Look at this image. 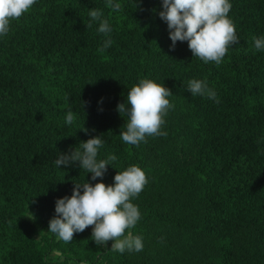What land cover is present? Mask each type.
Here are the masks:
<instances>
[{
  "label": "trees",
  "instance_id": "1",
  "mask_svg": "<svg viewBox=\"0 0 264 264\" xmlns=\"http://www.w3.org/2000/svg\"><path fill=\"white\" fill-rule=\"evenodd\" d=\"M106 3L37 0L0 36V264H264V50L252 40L264 37V0H230L239 43L220 65L193 57L186 41L172 50L162 0H114L118 13ZM141 79L170 89L174 108L167 136L126 145L128 117L117 107ZM191 79L205 81L219 103L192 96ZM97 136V159L117 157L103 179L92 181L79 162L54 165ZM131 165L148 180L132 201L141 252H112V241L98 247L91 226L67 244L48 232L74 183L112 185Z\"/></svg>",
  "mask_w": 264,
  "mask_h": 264
},
{
  "label": "clouds",
  "instance_id": "2",
  "mask_svg": "<svg viewBox=\"0 0 264 264\" xmlns=\"http://www.w3.org/2000/svg\"><path fill=\"white\" fill-rule=\"evenodd\" d=\"M36 3L37 0H0V36L7 35L12 21L29 13ZM106 7L111 12L123 10L122 5L114 3V0H107ZM162 7L159 16L169 29L172 50L177 41H186L193 57L205 64L214 62L220 65L228 49L239 43L236 26L228 15L232 8L230 0H162ZM88 14L92 21L99 22L100 33L108 35L112 31L100 10H89ZM90 27L91 23L86 24V28ZM252 40L257 50H264V37L253 36ZM111 43L107 40L97 49L98 53H103ZM187 91L192 96H207L219 103L216 93L205 81L189 80ZM172 95L170 89L152 79H141L132 86L126 102L117 107L120 115L128 117L123 126L126 130L120 133L122 142L138 146L148 136H167L162 128L164 117L169 109L174 108L168 99ZM74 120V113L68 111L65 122L71 125ZM83 131L87 132V129ZM101 147V136L93 137L81 142L69 154H60L53 163L60 169L62 165L67 167L79 162L80 168L91 174L92 181L103 179L110 162L117 157L108 155L107 159L98 160ZM147 183L146 173L136 165L117 171L112 185L102 182L93 185L87 180L83 184L74 183L72 195L56 201L55 216L49 221L48 232L67 244L73 241L74 234L82 233L91 226V239L98 247H106L112 241V252H141L142 237L133 235L131 231L141 219V213L132 201ZM54 255L62 256L59 251H55Z\"/></svg>",
  "mask_w": 264,
  "mask_h": 264
}]
</instances>
